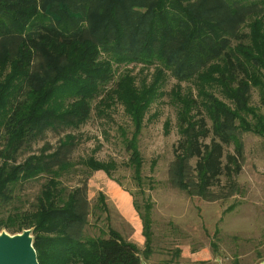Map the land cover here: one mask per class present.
I'll return each mask as SVG.
<instances>
[{"label": "trees", "instance_id": "16d2710c", "mask_svg": "<svg viewBox=\"0 0 264 264\" xmlns=\"http://www.w3.org/2000/svg\"><path fill=\"white\" fill-rule=\"evenodd\" d=\"M136 66L153 72L138 78ZM169 76L176 83L163 94ZM252 89L264 110V0H0V201L9 202L17 184L46 178L32 211L0 226L10 235L32 229L38 264H140L117 232L84 234L85 185L66 192L60 182L76 165L74 135L22 162L16 156L47 131L78 130L93 110L101 116L119 105L132 129L129 138L121 130L127 165L139 182L138 136L150 106L166 95L180 136L169 183L189 197L227 200L239 192L241 135L264 142ZM77 164L106 176L117 167L93 157ZM98 200L105 212L103 195ZM148 212L140 215L146 257Z\"/></svg>", "mask_w": 264, "mask_h": 264}, {"label": "rangeland", "instance_id": "374dc122", "mask_svg": "<svg viewBox=\"0 0 264 264\" xmlns=\"http://www.w3.org/2000/svg\"><path fill=\"white\" fill-rule=\"evenodd\" d=\"M132 68V66L128 67ZM141 66L133 68L138 78L153 72L141 73ZM176 80L168 77L160 89L166 94ZM218 100L228 103L221 95ZM251 106L262 114L263 108L255 90L250 93ZM207 124L210 126L208 119ZM121 130L130 137L131 126L122 107L112 106L97 116L94 110L87 122L75 131H47L30 142L16 156L22 162L37 154L45 145L55 148L65 134L75 136L70 161L74 169L61 179L65 191L85 185L88 201L84 234L98 237L108 229L133 244L138 250L140 264H264L256 262L257 253L264 255V142L252 134H242L243 162L235 178L239 192L227 200L207 202L189 197L173 188L168 181V168L173 161L172 147L180 138L175 110L166 95L149 108L137 140L142 160L140 181L134 179L127 165L129 155L122 142ZM2 143L0 142V148ZM232 147L225 148L231 153ZM93 157L98 162H114L116 169L106 176L102 172H86L79 160ZM193 163V162H192ZM191 163V164H192ZM46 178L39 177L17 184L9 202L0 201V223L9 216H22L32 211L35 199ZM103 195L106 211L99 203ZM149 207V255L144 256L146 238L141 216ZM32 236L33 230L28 229ZM9 231L0 226V234Z\"/></svg>", "mask_w": 264, "mask_h": 264}, {"label": "water", "instance_id": "95a60500", "mask_svg": "<svg viewBox=\"0 0 264 264\" xmlns=\"http://www.w3.org/2000/svg\"><path fill=\"white\" fill-rule=\"evenodd\" d=\"M0 264H38L29 230L0 234Z\"/></svg>", "mask_w": 264, "mask_h": 264}]
</instances>
